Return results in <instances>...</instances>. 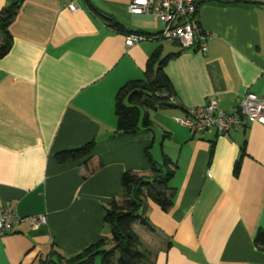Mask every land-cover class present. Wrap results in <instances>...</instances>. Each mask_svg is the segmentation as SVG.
Instances as JSON below:
<instances>
[{"label": "crops", "instance_id": "obj_1", "mask_svg": "<svg viewBox=\"0 0 264 264\" xmlns=\"http://www.w3.org/2000/svg\"><path fill=\"white\" fill-rule=\"evenodd\" d=\"M10 1L0 0V12ZM129 2L79 0L70 11L60 0H23L10 22L12 44L0 58V213L47 221L0 234V264H43L100 240L112 244L105 208L124 199V172L150 175L149 156L173 171L166 188L156 187L171 205L162 210L147 194L156 186L148 178L138 210L147 224L131 225L144 255L139 264H264V249L253 242L264 229V126L192 133L173 119L212 96L223 111L246 92L264 97V4L204 1L196 20L206 51L166 39L177 48L163 54L161 39L125 45L126 34L163 28L150 14L130 13ZM171 54L162 70L177 104L142 107L148 127L117 130L120 87L148 81ZM92 140L96 172L55 160Z\"/></svg>", "mask_w": 264, "mask_h": 264}, {"label": "trees", "instance_id": "obj_2", "mask_svg": "<svg viewBox=\"0 0 264 264\" xmlns=\"http://www.w3.org/2000/svg\"><path fill=\"white\" fill-rule=\"evenodd\" d=\"M22 1L11 0L0 12V34L2 36L0 58L10 50L12 36L9 32V25ZM111 25L115 26L112 22ZM173 56L174 54L167 55L158 62L157 69L153 71V77L148 81L131 80L120 87L115 101L117 130L124 133H135L140 123L144 127L150 125L147 115H144L140 121V108L152 109L156 101L166 100L157 93L162 91L168 93L170 90V81L164 74L162 66ZM148 66L147 71L150 72L151 63ZM94 144L95 142L92 140L77 148L56 152L54 155L55 160L58 163L67 161L82 162L86 171L92 174L101 167L99 155L94 152ZM242 154L243 152L234 166L235 172L239 169ZM149 162L151 173L148 177L130 171L122 174L121 184L125 191V197L121 201L113 200L105 208L103 220L110 229V240L112 242V247L109 250L103 248L105 242L100 240L69 259L57 254L55 260L43 261V264H92L97 257L100 258V264H139L144 259V255L137 248L139 241L132 231L131 225L136 222L142 225L147 224V221L139 214L138 210L144 192H146L145 188L150 184L148 178L151 177L156 186L152 187L153 192L147 190V194L153 198L162 210H167L171 205L170 198L164 190L156 187L166 188L172 178L173 171L157 166L150 156ZM168 162L169 159L164 157L163 165H167ZM253 242L256 246L264 249V229H259L256 232ZM115 254H117V258H115Z\"/></svg>", "mask_w": 264, "mask_h": 264}, {"label": "built area", "instance_id": "obj_3", "mask_svg": "<svg viewBox=\"0 0 264 264\" xmlns=\"http://www.w3.org/2000/svg\"><path fill=\"white\" fill-rule=\"evenodd\" d=\"M70 11H76L79 0H60ZM198 0H130L128 11L134 14H150L163 25L162 30L155 35L144 33H129L125 35L124 43L131 46L148 40L169 39L185 48L197 47L201 52L207 49V37L201 31L196 20V2ZM262 1L264 0H251ZM157 95L164 97L171 105H176L173 95L162 91ZM176 123L185 126L192 133L214 130L226 133L232 128L246 126L255 122L264 126V97L253 92H246L231 111H223L218 107L217 98L212 96L203 106L191 108L184 116H174ZM46 215L18 217L13 211L5 209L0 213V234L12 231L13 226L27 223L37 226L46 223Z\"/></svg>", "mask_w": 264, "mask_h": 264}, {"label": "rangeland", "instance_id": "obj_4", "mask_svg": "<svg viewBox=\"0 0 264 264\" xmlns=\"http://www.w3.org/2000/svg\"><path fill=\"white\" fill-rule=\"evenodd\" d=\"M159 43H162L163 46H164V52H163V54H165L166 52H168V51L171 50V49L173 50V49L177 48V46L172 45V44H171L169 41H167L165 38H162V39L160 40ZM173 46H174V47H173ZM160 139H161V138L159 137L157 143L155 144V155H156V153L159 152L158 150H159V140H160ZM111 247H112V244H111V243H107V244H105V245L103 246V248H104L105 250H109ZM93 264H100V258L97 257L96 260H95V262H94Z\"/></svg>", "mask_w": 264, "mask_h": 264}, {"label": "water", "instance_id": "obj_5", "mask_svg": "<svg viewBox=\"0 0 264 264\" xmlns=\"http://www.w3.org/2000/svg\"><path fill=\"white\" fill-rule=\"evenodd\" d=\"M204 1H209V0H198L196 2V7L204 2ZM214 1H219V2H242V3H254V2H258V1H251V0H214ZM262 2V1H261ZM264 4V2H262Z\"/></svg>", "mask_w": 264, "mask_h": 264}]
</instances>
